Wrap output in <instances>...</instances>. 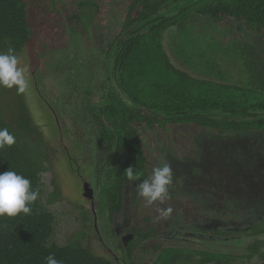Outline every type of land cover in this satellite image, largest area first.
Wrapping results in <instances>:
<instances>
[{"label":"trees","instance_id":"16d2710c","mask_svg":"<svg viewBox=\"0 0 264 264\" xmlns=\"http://www.w3.org/2000/svg\"><path fill=\"white\" fill-rule=\"evenodd\" d=\"M70 1L76 6L74 10L62 5V0H0V52L11 47L20 58L34 36L37 37L38 28L48 31L53 43L59 44L65 24H92L98 6L91 0ZM126 2L119 20L120 32L107 43V51L99 58L103 63L97 68L98 75L104 72L107 82H101L96 92L88 83L84 85L86 114L82 115L91 124L93 142L107 153L96 166L97 174L103 177L99 213L105 216L109 226L122 216L125 199L133 207L142 204L144 198L136 188L152 174L144 132H164L176 127L201 130L190 139L203 140L205 145L200 153L195 150L180 153L174 145L165 148L167 156L163 158L171 164L173 185L182 186L180 189L187 193L195 192L197 201L169 192L168 204L175 201L176 205V214H171L169 223L180 218L190 226L198 219L190 218L191 211L184 205L183 209L179 208L181 201L192 211L216 215L230 207H236L235 211L244 208L245 213L264 209V53L252 41L232 40L247 75L246 83L239 85L226 80L216 57L206 63L209 67L199 69L194 46L179 43L181 49L176 47L175 52L181 62L192 71L197 69L204 78L177 68L163 43L166 32L185 27L195 17H208L216 24L233 20L235 25L231 24V29L243 23L247 31L264 36V0ZM185 54L187 58H183ZM94 94L99 95L97 100ZM39 117L30 100L20 95L13 97L6 109L0 106V128H8L16 139L14 145L0 150V172L11 170L24 175L39 192L30 215L0 217V264H46L49 254H54L63 264H119L77 239L65 245L52 241L56 219L42 204L40 194L42 175L50 169L49 154L54 151L44 140L43 119ZM74 148L79 147L74 144ZM65 155L74 169L77 163L74 154ZM130 166L140 173L136 181H129L124 173ZM60 197L56 185L46 203L55 204ZM207 197L213 207L201 208L199 201H207ZM256 216L248 228L254 241L244 256L210 249L162 247L151 241L161 227L153 218L144 216L146 228L134 226L130 230L134 240L127 244L123 262L129 264L135 241L146 243L142 249L155 254L153 264H238V259L250 260L254 255L264 260L261 238L264 218ZM200 233L214 237L232 235L215 230ZM119 247L124 248L123 242Z\"/></svg>","mask_w":264,"mask_h":264},{"label":"rangeland","instance_id":"374dc122","mask_svg":"<svg viewBox=\"0 0 264 264\" xmlns=\"http://www.w3.org/2000/svg\"><path fill=\"white\" fill-rule=\"evenodd\" d=\"M93 1L99 4L100 11L99 13L95 12L92 24L89 27L84 23L75 25L74 30L77 31V34H72L71 29L66 31L64 26L59 44L53 43L48 31L38 28L37 37L34 36L19 58V66L28 69L26 73V79L29 83L28 90L26 93L17 94L15 87L11 89L0 87L3 93L0 94V106L6 109L12 104V98L20 95L21 98L30 100L36 114L40 115V120L43 119V137L49 149L53 150L54 153L49 154L52 161L50 169L42 175L40 199L56 219L52 241L59 245H65L73 239H77L90 246L95 253L117 261L119 264H125L123 260L127 256L125 249L127 241H133L134 236H131V233H128L130 236L120 233L121 236L114 239L117 233L115 228L113 229L114 226H108L105 216L98 212V206L89 204L82 198L83 192H80L83 183L87 182L98 194L100 190L96 185L97 174L93 172L92 176L89 173H83L82 184L79 183L81 175L77 168H71L65 155L66 152L74 154L82 170L83 168L89 169L87 165L90 164L84 165L85 161L95 163L107 156V153H103L102 147L93 142L95 137L91 124L86 123V119L82 115V113L86 114L84 85L88 83L96 92V90L98 91L97 86L101 82H107V78L105 79L103 76L104 73L98 75L97 68L103 63L102 59L99 58L102 57V51L107 50V43L111 42L120 32L119 20L122 18V10L127 2L126 0ZM61 3L71 10L76 8L70 0H62ZM232 22L233 20H228L223 24H216L208 17H195L185 27H175L166 32L163 43L172 63L177 68L186 70L197 78H204L197 69L192 71L181 62L175 52L176 47L180 46H177L179 43L189 47L194 46L192 49L196 50L195 55L199 69L209 67L206 63L216 57L217 62H219L218 66L224 71L227 81L232 84H245L247 75L242 64L239 63L241 61L232 46V40L237 38L240 41H252L264 53V36L247 31L243 23H239L237 29L234 26L231 29V24L235 25ZM179 48L181 49V47ZM38 50L41 52L39 55H37ZM183 58H187V55L185 54ZM93 96L97 100L99 95L94 94ZM50 105L53 108L56 106L58 108L54 112V117ZM198 131L201 130H196V132ZM196 132L184 127H176L164 132H144V144H147L146 150L151 157L152 169L160 165L164 160L163 156H167L165 148L171 149L172 145L180 153L193 152L192 150H195V153H200L205 145L203 140L196 142L194 138L190 139V137H195ZM76 137L83 142L82 151L74 148V144L77 145ZM161 151L164 152V155ZM58 153H61L58 156L59 160L55 161ZM56 185L60 189L61 197L55 204H47L46 200L54 192ZM184 186L186 185L184 184ZM180 188L183 187L172 184L169 192L184 199L192 197L195 201L194 196L196 195H193L195 192L187 193L186 190ZM206 199L208 202L199 201L201 208L213 207L210 199L208 197ZM125 200L126 207L122 216L117 219L116 228H119L118 230L130 231L134 226L145 229L146 222L142 220L145 216L156 220L157 225L161 227L160 233L151 239L152 243L167 247L210 249L212 252L225 250L226 253L235 256L247 254L248 246L254 241V237L250 236L248 230L252 222L256 220L253 219L254 214L260 219L264 218V209L255 213L249 211L245 213L247 210L244 208L235 211L236 207H230L227 212L216 215L203 213V210H200L199 213L197 210L192 211L186 202L181 201L178 204L179 208L183 209L184 205L191 211L190 218L196 216L198 219L192 225H187L183 234L178 235L176 239H168L166 238L167 232L172 231L168 226L169 220H157V209L171 207L173 209L172 214H174L176 212L175 201L170 205L168 204L171 201L169 198L163 203L156 202L147 205L143 199L140 206L133 207L129 200ZM180 212L182 211L180 210ZM173 222L182 225L181 228L183 229L184 223L180 218L173 220ZM181 228L179 230H182ZM198 230H201L200 232L204 230L230 232L232 235L214 237L211 234L200 233ZM187 233L192 238L184 237ZM261 238L264 239V237ZM169 240L171 242L168 245ZM118 242H123L124 248L122 250L117 245ZM145 244L142 241L134 242L132 254L129 256V264H153L155 254L151 250L144 251L142 248ZM237 261L238 263L245 262L244 259ZM258 262L253 260L248 264H257Z\"/></svg>","mask_w":264,"mask_h":264},{"label":"clouds","instance_id":"9594fccd","mask_svg":"<svg viewBox=\"0 0 264 264\" xmlns=\"http://www.w3.org/2000/svg\"><path fill=\"white\" fill-rule=\"evenodd\" d=\"M20 60L11 47L7 52H0V87L16 88L17 94L26 93L29 87L26 79L27 68L20 67ZM16 143L14 134L8 128H0V150ZM129 181H136L140 173L130 166L125 170ZM173 170L165 159L159 166L152 169V174L137 185V193L143 197L147 205L156 202L163 203L170 198L169 188L173 184ZM39 192L32 187L31 180L15 171L0 172V217H14L20 213L31 214V205L37 200ZM159 219H168L173 209L171 207L157 209ZM46 264H63L54 254H49Z\"/></svg>","mask_w":264,"mask_h":264},{"label":"flooded vegetation","instance_id":"af4514ba","mask_svg":"<svg viewBox=\"0 0 264 264\" xmlns=\"http://www.w3.org/2000/svg\"><path fill=\"white\" fill-rule=\"evenodd\" d=\"M92 2H94L93 0H91ZM94 4H96L97 6H99V4L98 3H96V2H94ZM98 11H96L97 13H99V11H100V8L98 7V9H97ZM77 25V24H76ZM91 24H89V26H90ZM74 26L75 25H73V26H69V23L68 24H65V27H66V31H69L70 29H71V33L73 34H77V31L76 30H74ZM88 26V27H89ZM64 28V27H63ZM104 51V50H103ZM102 51V54H104V52ZM107 51V50H106ZM105 51V52H106ZM100 71L101 72H103V69H102V67L100 68ZM104 73V72H103ZM60 100V99H59ZM59 106H60V103H59ZM51 108H52V114H53V117L55 116L54 115V112L56 111V108H57V106L55 107V108H53L52 106H51ZM58 109V108H57ZM57 121V120H56ZM75 125V127H76V124H74ZM62 138H63V136H62ZM76 142H77V145H78V147L80 148V151H82V144H83V142H82V140L80 139V138H78V137H76ZM79 148H77V149H79ZM67 154L69 153V152H66ZM74 159H75V157H74ZM76 160V159H75ZM77 162V161H76ZM86 163H84V165L85 164H90V165H87L88 166V168H89V170H87L86 168H83V170H82V167L78 164V163H76V165H77V167H76V165H75V168H77L78 169V171H79V174L81 175V177H80V182L79 183H81V181L83 180L82 179V174L83 173H85V174H88L89 173V175H92L93 176V172L94 173H96L97 174V172H96V170H97V163H98V161L97 162H95V163H90V162H87V161H85ZM84 176V175H83ZM85 177V176H84ZM101 178H102V176L101 175H98L97 174V179H96V185L98 186V188H99V190L101 189V186H102V183H101ZM84 182V181H83ZM85 183V182H84ZM83 183V184H84ZM82 184V183H81ZM81 192H82V190H81ZM96 192H95V190H94V194H93V199L91 200H89L88 198H86L84 195H83V199L84 200H86L89 204H91V205H94L95 204V206H98L97 208H99V193H100V191L98 192V194L96 195L95 194ZM98 196V197H97ZM97 203V204H96ZM125 209V208H124ZM98 212H99V209H98ZM174 214H176V213H174ZM116 224H117V218H115V220H114V222L112 223V226H114L113 227V229L114 230H116V234H115V237H114V239H117L119 236H121V234H124V235H129L130 236V234H128V233H130V231H126V229H123V230H118L119 228H116ZM168 226L172 229V231H169V232H167V235H166V238H168V239H176L177 238V236L178 235H181V234H183V232L185 231L184 229L185 228H187L186 226L187 225H185L184 224V226H183V229L181 228V226L182 225H180V224H178V223H176V222H174V223H169L168 224ZM182 229V230H179V229ZM96 230V229H95ZM121 233V234H120ZM173 233V234H172ZM98 234V233H97ZM159 234V233H158ZM157 234V235H158ZM110 235H112V233H110ZM131 236H133V234L131 235ZM184 237H186V238H192V236L189 234V233H187ZM252 237V236H251ZM100 239H102L101 237H100ZM122 239V238H121ZM123 242H124V240H123ZM130 242V241H129ZM128 241H127V244L129 243ZM171 242V240H169L168 241V245H169V243ZM117 245H119L120 246V242H118V244ZM159 245H161L162 247H166V248H183V247H174V246H169V247H167L166 245H162V244H159ZM224 246V245H223ZM222 248H225V247H222ZM192 249H194V248H192ZM199 250L200 249H203V248H198ZM262 250L264 251V246H263V248H262ZM110 251V250H109ZM149 250H147V252H148ZM212 252V251H211ZM221 253H226V251L224 250L223 252H221ZM248 254V253H247ZM247 254H245V255H247ZM244 256V255H243ZM245 260V262L243 263H238V261L236 262V263H238V264H248V263H250V262H252L253 260H255V261H259L257 264H262V263H264V260H262L258 255H254V256H252L251 257V259L250 260H247V258L246 259H244Z\"/></svg>","mask_w":264,"mask_h":264},{"label":"water","instance_id":"95a60500","mask_svg":"<svg viewBox=\"0 0 264 264\" xmlns=\"http://www.w3.org/2000/svg\"><path fill=\"white\" fill-rule=\"evenodd\" d=\"M89 170V169H88ZM81 192V191H80ZM82 195H84L86 198H88L89 200L93 199V194H94V190L90 187V184L85 182L83 184V188H82ZM81 195V194H80Z\"/></svg>","mask_w":264,"mask_h":264}]
</instances>
